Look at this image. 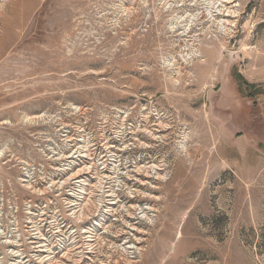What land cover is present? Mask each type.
I'll return each instance as SVG.
<instances>
[{
  "label": "rangeland",
  "instance_id": "1",
  "mask_svg": "<svg viewBox=\"0 0 264 264\" xmlns=\"http://www.w3.org/2000/svg\"><path fill=\"white\" fill-rule=\"evenodd\" d=\"M211 1L0 0L5 212L34 198L21 178L50 161L51 139L63 145V120L103 136L127 119L134 134L115 149L126 163L140 133L144 152L130 155L155 216L136 238L103 227L81 264H264V0ZM216 4H236L232 29L212 19Z\"/></svg>",
  "mask_w": 264,
  "mask_h": 264
},
{
  "label": "built area",
  "instance_id": "2",
  "mask_svg": "<svg viewBox=\"0 0 264 264\" xmlns=\"http://www.w3.org/2000/svg\"><path fill=\"white\" fill-rule=\"evenodd\" d=\"M76 112L81 113L82 107H75L74 115ZM60 126L63 145L51 139L53 145L45 152L50 161L39 165L30 163L25 168V178H21L23 186L36 197L23 206L15 203L9 212L4 210L6 200L0 197V237L4 249L11 252L9 260L7 253L4 255L0 250V264L6 263L7 258L10 264H47L40 261L39 254L58 262L81 264L83 259H90L100 248L98 233L103 227L104 233L108 234L116 225L119 226L122 233L117 231V235L120 237L128 228L127 234L136 238L141 234L139 224L155 216L153 208H143L140 204L145 199L140 188L145 184L144 177L148 176L139 168L146 165L139 166V158L130 155L132 152H144V148L139 149L140 133L134 135L136 140L129 141L130 145L126 144L129 146V154H125L126 163H122V154L115 149L120 145L119 141L126 143L130 133L134 134L136 125L133 121L126 119L122 122V131H106L103 136L91 131L90 123L80 129L81 124L63 120ZM102 140L115 146H106ZM102 143L106 146L103 150ZM131 166L136 167L130 169ZM79 169L84 171L71 177ZM130 180H134L137 187H129ZM48 195L47 202L45 196ZM122 197H125V202ZM78 217H84V221ZM82 242L86 243L83 249ZM120 243L127 244L123 246L125 253L129 251L134 255L133 259L140 260L141 249L138 250L137 241L131 243L122 238ZM65 247L68 250L63 253ZM16 252L24 254L19 257ZM60 254L62 257H58ZM68 258L76 262L67 261Z\"/></svg>",
  "mask_w": 264,
  "mask_h": 264
},
{
  "label": "bare ground",
  "instance_id": "3",
  "mask_svg": "<svg viewBox=\"0 0 264 264\" xmlns=\"http://www.w3.org/2000/svg\"><path fill=\"white\" fill-rule=\"evenodd\" d=\"M215 0H213V2H214ZM218 1V0H217ZM216 1V2H217ZM220 1V0H219ZM226 1L228 2V0H225V3H226ZM231 1V2H230ZM229 1V3H232V0H230ZM234 1V0H233ZM212 2V1H211ZM212 2V3H213ZM215 2V3H216ZM224 3V2H223ZM237 4V3H236ZM236 4H234L233 6H228V5H226V4H222V5H217L216 4V6H214L213 7V9L214 8H216L215 10L216 11H211V13L210 14H212V19H214V20H216L219 24H221L224 28H225V30H230V29H232L231 27H230V25H232V23H234L235 21L234 20H232V18H234V17H236L237 16V12H238V10L236 9V8H234V7H236ZM237 5H239V4H237ZM209 7H210V5H208ZM213 6V5H212ZM208 7V8H209ZM208 10V9H207ZM214 12H217V13H214ZM214 14H217L218 15V19L217 18H215V16L216 15H214ZM191 16H192V14H191ZM198 17V16H197ZM217 17V16H216ZM226 17H228V18H226ZM181 18V20L184 18V17H180ZM192 20L191 21H193V20H195V15L194 16H192V17H190ZM186 19V18H185ZM184 19V20H185ZM210 19H211V15H210ZM189 20V19H188ZM183 21V20H182ZM186 21V20H185ZM196 21V20H195ZM192 24V23H191ZM236 26V25H235ZM183 147V146H182ZM1 154V153H0ZM157 169V168H156ZM156 169L154 170L153 168H152V171H155L156 172ZM82 171H84V169H79L78 170V172H76V174H73L71 177H73V176H77V174H79L80 172H82ZM139 171H141V172H143L144 173V166H142V167H140L139 168ZM147 171V170H146ZM149 171V170H148ZM144 174H146V173H144ZM79 182H81V180H79ZM98 187V189L100 188L101 189V187L100 186H97ZM133 191H135V190H133ZM97 192H99V191H97ZM133 194V193H132ZM108 204H110V203H108ZM109 208H111L110 206H108ZM78 219H80L81 220V222L82 221H84V217H78ZM136 230H138V228L136 229ZM85 232H88L87 230H85ZM178 237H181V233L179 232L178 233ZM10 243H13V244H15L14 242H10ZM86 247V243L85 242H82V245H81V248L83 249V248H85ZM16 253H19V252H16ZM23 252H21V254L19 253V254H17L19 257H21V256H23ZM39 257V259H40V261L41 262H44V263H47V264H68V263H64V262H58V261H55L52 257H50V256H42V254H39L38 255ZM67 261H74V262H76V260H71L70 258H68V260ZM17 264H19V263H17Z\"/></svg>",
  "mask_w": 264,
  "mask_h": 264
}]
</instances>
